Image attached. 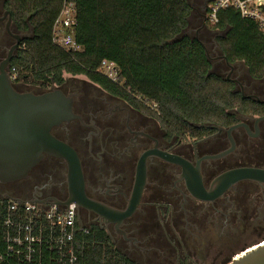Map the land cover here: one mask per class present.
Masks as SVG:
<instances>
[{
  "label": "flooded vegetation",
  "instance_id": "flooded-vegetation-1",
  "mask_svg": "<svg viewBox=\"0 0 264 264\" xmlns=\"http://www.w3.org/2000/svg\"><path fill=\"white\" fill-rule=\"evenodd\" d=\"M206 8L204 1L196 11L199 31H209ZM213 42L212 71L226 75L236 92L243 88L245 96L264 102V79L251 78L241 63L228 66ZM57 90L72 101L74 117L51 134L75 152L82 177L64 158L45 154L25 179L0 183V197L46 206L73 201L88 233H106L117 252L137 264H228L249 236L264 233V185L241 181L224 192L215 187L227 171L264 170V114L235 111L229 125L200 124L179 135L85 76L66 75L61 86L29 92ZM143 167L147 180L136 201Z\"/></svg>",
  "mask_w": 264,
  "mask_h": 264
},
{
  "label": "trees",
  "instance_id": "trees-1",
  "mask_svg": "<svg viewBox=\"0 0 264 264\" xmlns=\"http://www.w3.org/2000/svg\"><path fill=\"white\" fill-rule=\"evenodd\" d=\"M0 1L2 14L12 16L14 31L27 34L10 66L17 71L15 88L46 90L61 86L66 75L85 76L179 135L195 125H229L235 111L264 114V105L244 100L232 82L212 71L203 41L186 33L195 23L190 0H77L74 40L82 47L79 52L53 43L62 0ZM217 18L212 28L222 33L216 38L221 54L231 65L241 63L251 78L264 79V32L233 8L219 11ZM104 61L117 66V82L100 72ZM77 242L80 264H137L119 254L99 230Z\"/></svg>",
  "mask_w": 264,
  "mask_h": 264
},
{
  "label": "water",
  "instance_id": "water-1",
  "mask_svg": "<svg viewBox=\"0 0 264 264\" xmlns=\"http://www.w3.org/2000/svg\"><path fill=\"white\" fill-rule=\"evenodd\" d=\"M2 23H5V31L15 40V43L8 50L6 58L0 62V183L9 184L25 179L45 154L64 158L77 175L81 176V165L75 152L51 134L53 127L74 117L72 101L59 90L34 94L32 92L21 93L15 88L9 70L27 34L13 33V19L8 11H5L0 18V25ZM201 45L209 57L206 45L204 43ZM220 58L232 67L225 56L222 55ZM234 83L238 84L235 81ZM241 95L244 100L264 103L256 96H245L243 88ZM164 159L183 167L188 165L176 156H167ZM146 180L143 167L137 175L136 201L141 196ZM241 181H252L264 185V170L239 168L227 171L216 179L215 187L224 192ZM71 203L73 201L65 205ZM52 204L61 205L57 202ZM122 215L127 217L131 214ZM230 264H264V242L244 251Z\"/></svg>",
  "mask_w": 264,
  "mask_h": 264
},
{
  "label": "built area",
  "instance_id": "built-area-1",
  "mask_svg": "<svg viewBox=\"0 0 264 264\" xmlns=\"http://www.w3.org/2000/svg\"><path fill=\"white\" fill-rule=\"evenodd\" d=\"M260 1L211 0L206 8V23L215 26L219 11L233 8L264 32V5ZM76 22L77 0H62L53 27V43L66 51H82L74 40ZM100 72L111 81H118L119 72L114 63L104 61ZM9 74L14 82L17 71L13 68ZM87 233L73 203L46 206L0 197V264H80L77 241Z\"/></svg>",
  "mask_w": 264,
  "mask_h": 264
},
{
  "label": "rangeland",
  "instance_id": "rangeland-1",
  "mask_svg": "<svg viewBox=\"0 0 264 264\" xmlns=\"http://www.w3.org/2000/svg\"><path fill=\"white\" fill-rule=\"evenodd\" d=\"M192 6L196 11H199L200 6L205 0H190ZM262 5H264V0L260 1ZM0 11H1V1H0ZM200 12V11H199ZM193 17L195 19V23H192L190 28L186 31L191 37H198L200 38L203 43L206 45L209 57L210 59H213L215 56V53H213V49L215 48V43L213 42L214 39L217 38V36L221 35L222 33H219L215 30H213L211 25H208L209 31L204 30V31H199V25L201 24V18L197 12H194ZM3 29H0V62L6 58V54L8 50L13 46L15 41L8 35L6 34V31ZM13 33L15 34H21L17 33L12 29ZM217 43V42H216ZM216 55H222L220 52V49L217 48ZM241 65V64H240ZM245 68V67H244ZM217 71V70H216ZM215 72V71H214ZM218 72V71H217ZM219 73V72H218ZM223 78H225L226 75H221ZM16 89L19 91V89H22L24 92H29V91H36L38 90V87L34 86H16ZM264 242V233L261 234H253L249 236L246 241L239 245L236 250L231 254V258L235 257L236 255H240L242 252L259 245L260 243ZM232 260L228 262L231 263Z\"/></svg>",
  "mask_w": 264,
  "mask_h": 264
},
{
  "label": "crops",
  "instance_id": "crops-1",
  "mask_svg": "<svg viewBox=\"0 0 264 264\" xmlns=\"http://www.w3.org/2000/svg\"><path fill=\"white\" fill-rule=\"evenodd\" d=\"M246 69V68H245Z\"/></svg>",
  "mask_w": 264,
  "mask_h": 264
}]
</instances>
